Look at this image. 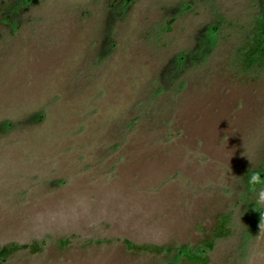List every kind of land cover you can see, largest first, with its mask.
<instances>
[{"label": "rangeland", "instance_id": "rangeland-1", "mask_svg": "<svg viewBox=\"0 0 264 264\" xmlns=\"http://www.w3.org/2000/svg\"><path fill=\"white\" fill-rule=\"evenodd\" d=\"M261 1L30 0L15 22L0 12V124L11 123L0 131V246L28 247L0 264L174 260L126 241L209 264L264 252L247 184L264 169V69L236 60ZM119 3L129 9L101 59ZM213 26L208 58L159 93L168 63ZM220 215L232 234L204 253Z\"/></svg>", "mask_w": 264, "mask_h": 264}, {"label": "trees", "instance_id": "trees-1", "mask_svg": "<svg viewBox=\"0 0 264 264\" xmlns=\"http://www.w3.org/2000/svg\"><path fill=\"white\" fill-rule=\"evenodd\" d=\"M35 2V0H32ZM32 2L30 0H14L11 5L6 9H1L5 22H15L16 17L21 15L25 8L29 7ZM25 6V7H23ZM114 7V5H112ZM111 7V8H112ZM114 9V8H113ZM129 9L127 3L120 5L118 11L113 14L108 13L105 35L103 39V45L101 49V59L106 58L115 48L114 38V26L118 23L120 18H123ZM259 14L256 17L255 28L247 34L244 39L243 46L237 53V62L241 66V69L247 73L259 74L264 69V0L261 1L259 6ZM18 28V26H17ZM219 27L213 26L206 29L201 35L196 38L197 44L193 51L185 54H181L175 57L168 63L166 68L160 75V83L162 85L159 93L164 90L172 88L174 83H177L182 76L190 69L202 64L213 51L217 36L219 34ZM43 120V115H36L33 119L36 123H40ZM11 128V123L0 124V131L8 130ZM262 177H264V169L258 171ZM261 213V212H260ZM231 217L229 215H220L217 218V223L212 231L210 237L205 238L202 241V248L204 253L212 252L218 241L227 239L231 236ZM126 244L133 250L139 252H152L156 255L165 254L168 257H173L174 260L170 264H177V261L185 260L190 264H209V258L206 255H200L196 253H184L177 251L172 246L159 247V246H137L129 241ZM27 246H19L12 244L6 247L0 246V263L6 262L15 256L19 251L27 249Z\"/></svg>", "mask_w": 264, "mask_h": 264}, {"label": "clouds", "instance_id": "clouds-1", "mask_svg": "<svg viewBox=\"0 0 264 264\" xmlns=\"http://www.w3.org/2000/svg\"><path fill=\"white\" fill-rule=\"evenodd\" d=\"M247 184L252 194L256 210L260 209L261 211L259 212L264 213V177L259 172L251 170L247 175ZM259 228L260 234L257 237H264V219H262ZM259 257H264V252H254L246 258L245 264H257Z\"/></svg>", "mask_w": 264, "mask_h": 264}]
</instances>
